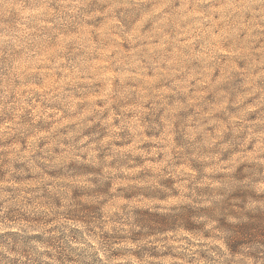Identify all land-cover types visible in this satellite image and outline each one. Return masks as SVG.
I'll list each match as a JSON object with an SVG mask.
<instances>
[{
	"label": "rangeland",
	"instance_id": "rangeland-1",
	"mask_svg": "<svg viewBox=\"0 0 264 264\" xmlns=\"http://www.w3.org/2000/svg\"><path fill=\"white\" fill-rule=\"evenodd\" d=\"M0 264H264V0H0Z\"/></svg>",
	"mask_w": 264,
	"mask_h": 264
}]
</instances>
